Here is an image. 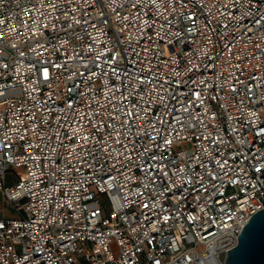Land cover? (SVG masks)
Returning <instances> with one entry per match:
<instances>
[{"label":"built area","instance_id":"obj_1","mask_svg":"<svg viewBox=\"0 0 264 264\" xmlns=\"http://www.w3.org/2000/svg\"><path fill=\"white\" fill-rule=\"evenodd\" d=\"M0 194V264H224L264 210V0H0Z\"/></svg>","mask_w":264,"mask_h":264},{"label":"water","instance_id":"obj_2","mask_svg":"<svg viewBox=\"0 0 264 264\" xmlns=\"http://www.w3.org/2000/svg\"><path fill=\"white\" fill-rule=\"evenodd\" d=\"M237 245L226 251L224 264H264V210L241 227Z\"/></svg>","mask_w":264,"mask_h":264},{"label":"rangeland","instance_id":"obj_3","mask_svg":"<svg viewBox=\"0 0 264 264\" xmlns=\"http://www.w3.org/2000/svg\"><path fill=\"white\" fill-rule=\"evenodd\" d=\"M24 173L23 169L20 170H14L12 173H9L7 177V185H13L16 180V173ZM105 201V199H103ZM17 212L14 208V206L7 201V199L0 195V219H6V218H15L17 216Z\"/></svg>","mask_w":264,"mask_h":264},{"label":"crops","instance_id":"obj_4","mask_svg":"<svg viewBox=\"0 0 264 264\" xmlns=\"http://www.w3.org/2000/svg\"><path fill=\"white\" fill-rule=\"evenodd\" d=\"M0 195H2V194H0Z\"/></svg>","mask_w":264,"mask_h":264}]
</instances>
